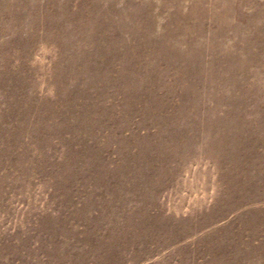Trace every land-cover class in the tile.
Segmentation results:
<instances>
[{
    "label": "rangeland",
    "instance_id": "1",
    "mask_svg": "<svg viewBox=\"0 0 264 264\" xmlns=\"http://www.w3.org/2000/svg\"><path fill=\"white\" fill-rule=\"evenodd\" d=\"M0 264H264V0H0Z\"/></svg>",
    "mask_w": 264,
    "mask_h": 264
}]
</instances>
